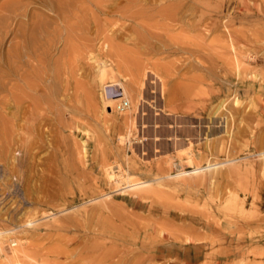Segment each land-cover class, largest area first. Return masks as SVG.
Segmentation results:
<instances>
[{
	"label": "rangeland",
	"instance_id": "obj_1",
	"mask_svg": "<svg viewBox=\"0 0 264 264\" xmlns=\"http://www.w3.org/2000/svg\"><path fill=\"white\" fill-rule=\"evenodd\" d=\"M64 1L54 29L39 3ZM92 1L0 0L47 23L26 38L18 168L10 73L25 26L0 19V264H264V0H184L169 21L173 0L106 14ZM117 83L129 107L108 115Z\"/></svg>",
	"mask_w": 264,
	"mask_h": 264
},
{
	"label": "bare ground",
	"instance_id": "obj_2",
	"mask_svg": "<svg viewBox=\"0 0 264 264\" xmlns=\"http://www.w3.org/2000/svg\"><path fill=\"white\" fill-rule=\"evenodd\" d=\"M162 1L163 2H165V1L169 2L171 0H157L156 2H162ZM173 1H175V3L173 5H171L166 10H163V11L160 12V14H159L160 18H162V19H164L166 21L174 20L177 17V15L180 14V12H182L180 10L183 9V8H181V5H182V2H184V0H173ZM92 2H93L92 6H93L94 10L97 13H105V14H106V9L113 8V7L114 8H119L122 5L125 6V4L126 5L135 6V7L138 6V5L141 6L142 3H144L143 4L144 6L148 4L147 0H130L128 2L125 1V0H113V1H110V0H97V1H94L93 0ZM39 4L42 7L44 6L46 8V10H47V13L46 12H42L41 14L43 16H45L46 19H49L48 22H47L48 25L50 24L54 29H59L61 27V25H59V24H61V22L63 20L62 15L64 14V13H62V11H64L67 7H69V5L65 1L62 2V3H56L57 4L56 6H51L50 4L45 5V4H43V2L42 3L40 2ZM102 5H107V6H102ZM15 9H16V4H14L12 2H7V3H3L2 5H0V19L9 18L11 20H15L16 18H20V19H22L21 23L25 26L24 28L18 29L16 31L14 29L15 32H13V30H12V32L14 34V38L19 40V42H18L17 46L15 47V49L13 50V53H12V62H11L12 63V68H11V73H10L11 81L13 82V85H12L13 87L11 88L12 89L11 90V92H12V108H13V111L11 113V118H12L11 131H12V134H13V140L12 141H13V144H14V157L13 158H14V161L17 162L16 166H18V168H19V166L21 165L20 164L21 160H25L26 157H27V153L23 154L22 151L27 150V145L26 144H28L27 143L28 138L25 137L26 133H27V130H28V125H27V121H28L27 120L28 119V117H27L28 107H25L24 103H26V100L28 99V92H29L30 84H29V80H28V72L26 70H23V68L28 64V60H26V58H30L28 56V55H30L29 54L30 53L29 50L31 51L32 49L36 48V46H35V48L28 49V45L26 43V38L28 37V34H30V32H31L33 39L34 38L36 39V36H38L43 31L46 30L45 26H47L46 25L47 23L46 22L44 23V21L36 20V18H35V20H34V18H25L26 16L24 15L23 12L22 13L18 12ZM83 13H85V12H83ZM50 14H55V16L54 15H50ZM70 14H72V13H70ZM86 14H87V12H86ZM86 14H84V15H86ZM75 15H77V14L75 13ZM68 18H69V16H68ZM46 19H45V21H46ZM68 20H70V19H68ZM77 22L79 23V21H77ZM41 23L44 24V25H42ZM172 23H174V22H172ZM77 25L79 26V24H77ZM169 25L167 24V26H169ZM84 27H86V26H84ZM64 28H66V27L64 26ZM86 28H88V27H86ZM30 29H31V31L29 32ZM52 30H51V32H52ZM72 30L74 32L75 31H85V32H87L86 29H80L79 30L77 28H73ZM1 34H2V32H1ZM54 42L55 41H53V43ZM230 43H231L230 44V50L233 52L234 51V46H233L232 42H230ZM34 45H35V42H34ZM30 47H32V46H30ZM232 54H234V53H232ZM233 58L234 57H232L231 58L232 60H230L232 62V64H233ZM234 62H235V60H234ZM110 70H108V72ZM98 72H99V74L97 75L98 76V80L100 82H102L104 80V78L108 74H106L105 70L102 69V68H100L98 70ZM112 74L113 73L111 72L110 75H112ZM112 77H114V76H112ZM158 81L161 83V81L159 79H158ZM113 86H119L120 87V93L118 95H116V96L114 95L115 97H113V98H105V96L103 98H101L102 99L103 108L104 109L105 108L110 109V112L106 110V113L108 115L113 113V108H114V105L116 104V102H118L119 100H121L122 98L127 96V92H126L124 86H122L121 84H118V83L117 84H113L111 87H113ZM106 88H107V86L103 87V89H105V90H106ZM142 99L144 100V98H142ZM116 109H117V106H116ZM22 131H24L23 135H21V133H20ZM172 139L175 142H177V143H178V141H181L177 136H174ZM189 145L190 144H188V147H189ZM19 154H20V156H19ZM188 160H190V158ZM119 170L118 171H112L111 168H108L109 172L107 174V177H108L107 179L109 181H115L116 182V178L117 177H121L122 178L121 180L123 181L124 180L123 176H125V175H122L123 173L121 174V172Z\"/></svg>",
	"mask_w": 264,
	"mask_h": 264
},
{
	"label": "built area",
	"instance_id": "obj_3",
	"mask_svg": "<svg viewBox=\"0 0 264 264\" xmlns=\"http://www.w3.org/2000/svg\"><path fill=\"white\" fill-rule=\"evenodd\" d=\"M129 107V102L126 99H121V102L117 105V110L122 112Z\"/></svg>",
	"mask_w": 264,
	"mask_h": 264
}]
</instances>
